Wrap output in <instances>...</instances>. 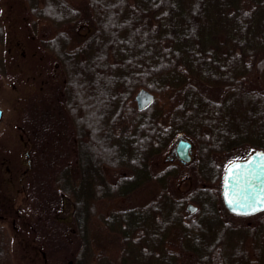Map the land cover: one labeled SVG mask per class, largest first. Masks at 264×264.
<instances>
[{
	"label": "trees",
	"instance_id": "trees-1",
	"mask_svg": "<svg viewBox=\"0 0 264 264\" xmlns=\"http://www.w3.org/2000/svg\"><path fill=\"white\" fill-rule=\"evenodd\" d=\"M22 2L51 75L25 105L22 204L6 214L0 200V264L7 216L41 264H264V210L230 213L220 194L226 164L264 149V0ZM7 37L0 5V76ZM142 87L155 99L139 110ZM178 135L194 146L184 164L164 160ZM106 199L125 205L100 211ZM95 227L115 253L93 247Z\"/></svg>",
	"mask_w": 264,
	"mask_h": 264
},
{
	"label": "rangeland",
	"instance_id": "rangeland-1",
	"mask_svg": "<svg viewBox=\"0 0 264 264\" xmlns=\"http://www.w3.org/2000/svg\"><path fill=\"white\" fill-rule=\"evenodd\" d=\"M0 5L8 32L5 47L8 51V65L11 66L8 76H0V108L2 110L0 120V200L6 199L11 204L5 209V213L9 214L13 207L21 203L22 200L18 191L21 173L27 167L26 150L28 142L23 133L24 109L27 98L45 92L44 84L46 82L43 77L50 78L51 71L48 70L50 57L47 53L37 49L36 37L33 36L34 32L29 30L28 22L30 19L28 21V18L23 16L22 0H0ZM48 26L47 23L38 21L36 34H40L41 30L48 29ZM49 32V35L53 34V30ZM79 32H84V28H80ZM36 49L37 51H35ZM175 143L174 140L171 145L172 149L175 148ZM172 149L164 156L165 161H179ZM193 152L194 149L190 152L192 158ZM187 186L188 181L186 179L177 183L180 190H186ZM189 203L197 207L196 203ZM124 205L123 199H106L101 201L97 207L100 211H108L111 208ZM1 209L0 207V214L3 212ZM71 209V202L66 201L64 214L69 213ZM4 223L11 238V264H41L36 245L26 235H17L12 231L10 216H7ZM92 244L95 249L104 246L109 253L116 251L114 239L96 227L92 233Z\"/></svg>",
	"mask_w": 264,
	"mask_h": 264
},
{
	"label": "water",
	"instance_id": "water-1",
	"mask_svg": "<svg viewBox=\"0 0 264 264\" xmlns=\"http://www.w3.org/2000/svg\"><path fill=\"white\" fill-rule=\"evenodd\" d=\"M154 99L155 95L143 87L134 94L136 107L139 110L146 108ZM1 116L0 108V119ZM175 149L183 162L190 159L189 152L192 144L189 140L178 136ZM257 153L264 154V150H254L244 158L230 161L224 168L221 180V199L224 207L233 214L249 215L240 213L251 212L252 207L258 210L251 214L264 210V155L257 156ZM228 201H232V204L230 205ZM239 204H244L246 208H240ZM186 207L190 213L197 208L192 203H188ZM233 207L237 210L233 211Z\"/></svg>",
	"mask_w": 264,
	"mask_h": 264
},
{
	"label": "snow or ice",
	"instance_id": "snow-or-ice-1",
	"mask_svg": "<svg viewBox=\"0 0 264 264\" xmlns=\"http://www.w3.org/2000/svg\"><path fill=\"white\" fill-rule=\"evenodd\" d=\"M257 156H260V155H264V154H260V153H257L256 154ZM249 163H251V161H249ZM226 200H227V197H226ZM228 203L231 205L232 204V201H228ZM240 208H246V206L244 205V204H239L238 205ZM237 209H236V207H233V211H236ZM258 209L257 208H255V207H252L251 208V212H249V211H244L243 213H240V214H251L252 212H255V211H257Z\"/></svg>",
	"mask_w": 264,
	"mask_h": 264
},
{
	"label": "flooded vegetation",
	"instance_id": "flooded-vegetation-1",
	"mask_svg": "<svg viewBox=\"0 0 264 264\" xmlns=\"http://www.w3.org/2000/svg\"><path fill=\"white\" fill-rule=\"evenodd\" d=\"M171 149H172V147H170L169 151H170ZM172 150L175 151L176 156H177V158L179 159V161H176V162L182 163L183 161H182L181 157L179 156L178 152H177L175 149H172ZM183 164H184V163H183Z\"/></svg>",
	"mask_w": 264,
	"mask_h": 264
}]
</instances>
